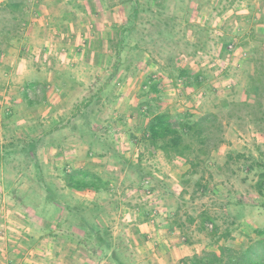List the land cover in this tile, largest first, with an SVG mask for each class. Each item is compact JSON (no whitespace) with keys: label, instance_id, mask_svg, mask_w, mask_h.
<instances>
[{"label":"rangeland","instance_id":"374dc122","mask_svg":"<svg viewBox=\"0 0 264 264\" xmlns=\"http://www.w3.org/2000/svg\"><path fill=\"white\" fill-rule=\"evenodd\" d=\"M53 1L0 0V59L1 55L6 57L3 54L9 47L24 44L28 33L43 30L46 18L45 13H42L45 9L43 7ZM90 1L67 0V3L80 14L79 19L77 18L80 23L74 31L77 34L72 35V43L81 48L79 53L82 54L84 66L93 67L90 73L92 80L96 73L109 65L114 51L112 46L121 37V19L126 20V13H116L123 8L121 2L125 0H116L112 11H105L101 0L94 2L97 4V11H94ZM216 1L152 0L156 15H160L153 19L150 15L143 14L136 22V30L122 33L126 45L124 57L142 61L149 68L124 85L121 97L110 112L112 117L108 121L110 123L106 124V129L111 126L112 132L125 136L123 142L132 137L139 139L137 144L131 145L128 157L136 162L139 155L143 154V164L153 174L147 188L138 185L125 187V174L121 172V167L116 169L108 158L101 160L98 155L88 153L89 135L83 118L74 120L75 124L84 128L82 134L77 140H71V145L65 147V150L59 148L51 151L49 145L52 140L48 137L40 143L37 150V161L45 181L57 187L64 186V176L67 173L77 170L73 168L74 160H78L77 164L87 162L86 166L110 177L111 188L116 197L108 203V196L103 195L101 202L112 215L114 227H117L114 229L115 232L117 229L116 234L122 213L126 212L130 224L133 222L131 216L138 213L144 217L143 223L147 227L162 220L164 228H168L167 231L171 233L169 236L176 239V250L187 252L188 247L192 246L191 252L198 251L199 254L218 250L219 246L224 245L225 241L220 237L226 230L232 232L234 239L228 245L245 247L250 242L249 238H256L252 228L261 225L259 220L264 223V210L259 211L253 206L240 210L232 201L236 194H245L249 200L257 197L254 189L257 180L255 172L248 173L245 165H249L251 160L264 161V122H253L254 112L259 111L260 107L252 106L255 103L246 105L247 101L256 102L254 95L249 94L254 82L251 79L264 72V0H227L222 11L212 15L211 8ZM8 2L18 4L19 9L12 12L6 6ZM204 26L209 28L215 42L214 48L207 56L184 58L190 50L186 42L196 43L204 39ZM45 29L48 30L49 26ZM224 39L228 42L229 57L220 53V44ZM49 58L45 53V57L36 62L48 71L54 65ZM181 69L190 72L193 77L192 85H187L185 79L177 80L175 76V79L170 76V72ZM197 74L201 76V85L194 81ZM152 83L158 85V90L161 91L159 95L150 90ZM262 95L264 105V94ZM153 105L160 110L169 106L166 110L162 109V112H169L175 117L191 115V122H203L207 129L204 133L206 145L201 147L195 137L187 138L195 149L203 148L199 158L190 155L187 159L169 161L162 153L150 156L146 152V146L140 140L141 133L135 128L136 120L141 107L148 111L147 107L151 106L153 109ZM24 108L25 110H20L22 115L15 120L22 121L29 112L40 115L36 106ZM104 110V107L96 105L89 108L87 114L91 116L90 119L93 118L92 113L98 114L102 119ZM72 113L71 111L70 115ZM118 120L121 122H117ZM10 121L12 122L11 118ZM68 132L66 130L64 134ZM104 132L105 130L102 131ZM73 141L76 142L75 145ZM3 142L0 136V147ZM3 152L4 149H0V153ZM189 160L200 163L194 168ZM1 164L0 174L14 182L21 191H26L32 184L28 178L35 176L36 170L33 162L25 155L15 153L11 160H7L6 169L3 162ZM147 191L151 193L147 194ZM72 193L79 199H96L92 193ZM39 200L40 196L36 201ZM151 212H156L154 218L150 217ZM204 213L208 214L213 223L202 227L201 215ZM61 215L64 218L67 212L63 210ZM24 223L27 225L25 221ZM213 226L219 228L216 238L211 235ZM143 234H146V229ZM144 240L148 241V237ZM144 240L139 239V244ZM131 245L134 248V244ZM134 251L139 260L135 248ZM149 256L152 259L148 260L147 256L145 264L167 262L162 256ZM186 258L184 255L175 259L173 264H186ZM107 260V257H101L92 262L108 264ZM140 264H143L142 261Z\"/></svg>","mask_w":264,"mask_h":264},{"label":"trees","instance_id":"16d2710c","mask_svg":"<svg viewBox=\"0 0 264 264\" xmlns=\"http://www.w3.org/2000/svg\"><path fill=\"white\" fill-rule=\"evenodd\" d=\"M116 0H101V5L105 11H112L116 6ZM225 1L217 0L211 8V14H219L224 8ZM91 6L97 11L96 0H91ZM123 8L116 13H126V20L121 19L122 33L133 32L136 30V22L143 14L150 15L153 19L156 15L152 7V0H125L121 2ZM7 8L12 12L19 9V5L8 2ZM152 21V19H151ZM204 39L196 43L186 42L189 53L184 57L209 55L214 48L215 42L210 35L209 28L202 27ZM119 37L118 41L113 44V54L109 65L100 72L96 73L89 84L76 94L69 103V111L73 112L67 125H71L73 133L78 132V125L72 123V119L83 118L87 127L86 132L89 135L88 153L96 154L100 158H108L110 163L117 169L121 167L124 179L123 185H138L143 187V182L152 178L150 168L143 164V154L139 155L138 160L134 162L128 157V152L139 141L138 138L132 137L125 140V136L120 133L112 132L106 129L107 122L111 119L112 109L121 97V90L124 85L133 77L148 70L149 66L133 58H125L126 50L125 40ZM227 41L224 39L220 44L221 55L230 56L227 50ZM139 63V65H138ZM260 76L252 78L249 94L254 95L256 102H246V105L260 107L259 111L254 112L253 122L260 120L264 122V105L262 98L264 94V72ZM170 76L177 80H186L187 85H192L193 77L190 72L181 69L170 72ZM200 75L194 76L197 85H201ZM150 90L158 93V85L152 83ZM104 107L105 114L102 119L98 114H93L92 119L87 114V110L93 106ZM148 111L141 107L138 110L136 127L141 133L140 140L146 146V152L150 156L162 153L167 160L173 161L178 158H188L195 155L199 158L203 153L202 146L207 143L204 133L207 131L202 121L191 122V115L173 116L169 112H158L147 107ZM259 115L260 118H259ZM215 117V116H213ZM10 114L7 113L0 120V136L4 144L0 149V163L6 169L7 160H11L15 153L28 157L36 170L35 176H29L32 182L26 191H21L14 182L8 181L0 174V196L6 194L21 212V217L27 223L30 234L28 239L34 242L43 238L61 236L70 238L77 247L82 249V253L98 260L101 257H107L108 264H140L136 258L133 246L127 238L125 226L118 223V233H114V222L112 215L101 200L103 195H107L110 203L116 195L111 188L112 181L109 176L101 175L91 167H85L82 170H74L64 176V186H55L45 181L41 167L37 161V150L49 135L45 129V122L41 117L36 120L25 121L21 123H12ZM121 122L118 120L117 122ZM53 133V128H50ZM102 133V131H104ZM79 133L82 134V131ZM78 134V133H77ZM126 135V134H125ZM195 137L200 148L195 149L192 143L187 139ZM126 139V138H125ZM52 140V138H51ZM54 144V141H51ZM59 142H56L58 144ZM192 167L196 168L198 164L190 161ZM2 166V164L0 165ZM247 167L248 173L255 172L256 183L254 189L257 197L249 200L245 194H236L232 197L233 203L240 207V210L247 206H253L259 211L264 210V161L261 159L251 160ZM72 192L92 193L96 199L83 200L79 199ZM40 196V200L36 201ZM104 198V199H108ZM65 210L67 215L63 218L61 213ZM121 219V218H120ZM213 220L204 213L201 215V226L205 227L207 223ZM261 225L252 228L255 239L249 238L247 246L236 248L228 245L233 242L232 232L226 230L220 237L225 241L224 245L219 246L218 250L205 251L202 254H196L186 258V264H264V223L259 220ZM213 223V222H212ZM211 231L212 237L218 236L219 228L213 226ZM35 238V239H34ZM34 240V241H33Z\"/></svg>","mask_w":264,"mask_h":264},{"label":"crops","instance_id":"0c3cea01","mask_svg":"<svg viewBox=\"0 0 264 264\" xmlns=\"http://www.w3.org/2000/svg\"><path fill=\"white\" fill-rule=\"evenodd\" d=\"M43 8L46 9L42 12L46 17L43 30L33 34L28 33L24 44L9 47L3 54L6 57L1 55L0 120L7 113L10 114L12 123L36 120L37 117H41L45 126L48 127L46 129L49 131L48 138H52L54 141V144L51 142L49 145L50 150H59V148L65 150V147L71 145V140H77L79 132L84 129L78 125L79 131L73 133L71 125H67L71 119L69 103L82 87L89 84L93 67L91 65H89L90 67L84 66L82 54L79 53L81 48L72 43L74 40L72 35L77 34L74 31L80 23L77 22L80 14L71 9L67 0H54ZM47 26H49L48 30L45 29ZM45 53L49 55V60L54 62L48 71L46 67H41L36 62L41 57H45ZM76 64L78 66H75ZM24 106L27 108L36 106L40 115L37 116L29 112L22 118V121L15 120L22 115L20 110H25ZM153 106V109L159 110L158 112L169 107L165 106L160 110L157 106ZM76 119H72V123H75ZM109 123L107 122V124ZM50 128H53V133H50ZM66 130L69 132L64 134ZM108 130H111V126L108 127ZM74 141L72 143L75 145ZM56 142L59 143L56 144ZM99 159L103 160V158ZM74 161V169L82 170L88 167L86 166L87 162L77 164L78 160ZM133 215L134 217L131 216V218L134 223L131 224L128 223L126 212L122 213L120 218L124 223L127 238L131 244H134L139 262L142 261L145 264L144 259L148 256L147 259L151 260L152 258L149 256L151 255L155 258L162 256L161 258L167 259L169 263L164 264H173L175 259L184 257V255L188 258L199 254L198 251L191 252L192 246L188 247V253L176 250L174 248L176 239L169 236L171 233L167 231L168 228H164L162 220L160 223L158 220L154 226L147 227L143 223L142 215L138 213ZM144 229L150 236L143 234ZM116 232L114 231L115 234ZM30 233L29 227L24 223L21 212L14 202L6 194L1 195L0 264H93V259L83 254L82 249L68 237H48L40 240L34 238L35 241L31 242L32 240L27 237L29 235L33 238ZM147 237L148 241H145L144 239ZM139 239L145 242L139 244Z\"/></svg>","mask_w":264,"mask_h":264},{"label":"built area","instance_id":"2783aa9c","mask_svg":"<svg viewBox=\"0 0 264 264\" xmlns=\"http://www.w3.org/2000/svg\"><path fill=\"white\" fill-rule=\"evenodd\" d=\"M149 184H150L149 180H146V181L143 182L142 185H143L144 188H147L149 186ZM149 193H151V192L150 191H147V194H149ZM155 214H156V212H151L150 217L151 218H154L155 217Z\"/></svg>","mask_w":264,"mask_h":264}]
</instances>
